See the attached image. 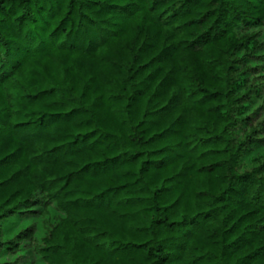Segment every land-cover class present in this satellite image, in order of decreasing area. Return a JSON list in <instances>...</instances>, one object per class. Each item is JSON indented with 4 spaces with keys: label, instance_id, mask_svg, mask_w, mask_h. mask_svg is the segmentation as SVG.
I'll return each mask as SVG.
<instances>
[{
    "label": "trees",
    "instance_id": "obj_1",
    "mask_svg": "<svg viewBox=\"0 0 264 264\" xmlns=\"http://www.w3.org/2000/svg\"><path fill=\"white\" fill-rule=\"evenodd\" d=\"M0 264H264V0H0Z\"/></svg>",
    "mask_w": 264,
    "mask_h": 264
}]
</instances>
